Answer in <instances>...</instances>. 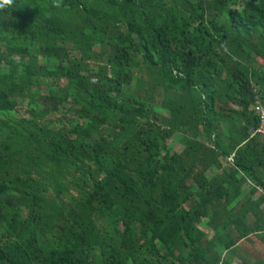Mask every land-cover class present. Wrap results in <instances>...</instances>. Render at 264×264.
Listing matches in <instances>:
<instances>
[{
	"label": "trees",
	"instance_id": "1",
	"mask_svg": "<svg viewBox=\"0 0 264 264\" xmlns=\"http://www.w3.org/2000/svg\"><path fill=\"white\" fill-rule=\"evenodd\" d=\"M136 58L167 116L127 93ZM0 62V112L26 99L0 118V264H232L264 242L263 198L228 205L264 188V0H11ZM65 104L67 126L39 123Z\"/></svg>",
	"mask_w": 264,
	"mask_h": 264
},
{
	"label": "rangeland",
	"instance_id": "2",
	"mask_svg": "<svg viewBox=\"0 0 264 264\" xmlns=\"http://www.w3.org/2000/svg\"><path fill=\"white\" fill-rule=\"evenodd\" d=\"M36 42L33 40H28L27 46L31 47ZM98 47L95 48L96 54L98 53ZM14 60L16 57H12ZM90 62H92V66L94 68L95 64L98 62L94 58L89 59ZM101 63V61H99ZM1 63V62H0ZM3 65L0 64V82L5 81V74L2 71ZM154 69H150L147 67L139 58H136L132 62L131 67V73L133 75V80L130 85L129 90L127 93L132 96H138L143 100H146L148 102H151L152 109L158 113L159 115L167 116V111L165 109H162L159 104V96L154 92L151 91V88L149 86V82L151 80V74ZM151 73V74H150ZM40 90H43V85L39 86ZM31 92H35L34 89H32ZM26 103V99H23L21 104L16 110L12 111H5L0 112V118L8 119L9 121L16 120L19 116H26V112H24V106ZM70 105V104H69ZM72 107V106H70ZM67 104L63 105V108H59L55 112H50L45 115V117L39 121L40 124H46L51 127L57 128L60 126V122L64 123L65 126H67L74 117L72 114H70V111ZM108 126L100 127L101 131H106ZM185 140L181 136V133L179 132H173L169 139H167V146L170 147L171 151H179L182 149ZM220 163H224V161L220 160ZM219 172V169L217 168H210L204 172V176L206 178H210L212 175H215ZM241 195L238 196L235 200L230 202L228 205L231 209H233V212L241 213L245 219H249L246 217V213L244 212V209H250L252 208L253 204H255V199L257 198V195L253 193L252 191H247L248 187L245 185H241ZM72 196V195H71ZM73 195L72 197H74ZM68 198L71 197H63V199L66 201ZM13 200V199H12ZM68 201V200H67ZM260 209H264V202L261 203L259 206ZM6 214L5 207H0V220L1 218ZM201 228L204 231H208V229L203 225V223H200ZM1 222H0V231H1ZM54 234V232L52 233ZM49 232L44 231V236L46 239H49L50 235ZM166 250H178L180 247L174 248L169 247L165 245ZM136 260L137 262L140 261L141 258L146 257V252L140 248L136 249ZM223 256L227 258L232 264H239L240 262H255L260 261L262 264H264V242H261L259 239H257L254 236H249L247 239H241L238 241L237 245L233 246L231 249L226 251ZM128 264H134L135 262L131 260L130 258L127 260Z\"/></svg>",
	"mask_w": 264,
	"mask_h": 264
},
{
	"label": "built area",
	"instance_id": "3",
	"mask_svg": "<svg viewBox=\"0 0 264 264\" xmlns=\"http://www.w3.org/2000/svg\"><path fill=\"white\" fill-rule=\"evenodd\" d=\"M253 109L257 112L258 118H259V123L256 126V128L254 129L253 133H257L258 135H260L261 137L264 138V111L259 105H256V104L253 106ZM226 160L231 161V155H229L226 158ZM246 180H248V179H246ZM255 188L264 197V189H262L258 186H255Z\"/></svg>",
	"mask_w": 264,
	"mask_h": 264
},
{
	"label": "crops",
	"instance_id": "4",
	"mask_svg": "<svg viewBox=\"0 0 264 264\" xmlns=\"http://www.w3.org/2000/svg\"><path fill=\"white\" fill-rule=\"evenodd\" d=\"M246 179H248V180H246ZM246 179H245V182L243 183V185H245V186L248 187L247 191H250V189H253V190H254L253 193H255L257 196H261V197L263 198V202H264V197H263V196L261 195V193H260L259 191H257V189L255 188V186H258V185L254 184V182H253L250 178H246ZM258 187L264 189V188L261 187V186H258ZM241 188H242V186H240V189H239L240 192H241ZM241 194H242V193H241Z\"/></svg>",
	"mask_w": 264,
	"mask_h": 264
},
{
	"label": "clouds",
	"instance_id": "5",
	"mask_svg": "<svg viewBox=\"0 0 264 264\" xmlns=\"http://www.w3.org/2000/svg\"><path fill=\"white\" fill-rule=\"evenodd\" d=\"M10 4L11 0H0V6H2V4Z\"/></svg>",
	"mask_w": 264,
	"mask_h": 264
}]
</instances>
